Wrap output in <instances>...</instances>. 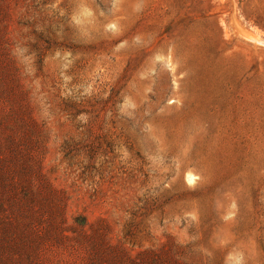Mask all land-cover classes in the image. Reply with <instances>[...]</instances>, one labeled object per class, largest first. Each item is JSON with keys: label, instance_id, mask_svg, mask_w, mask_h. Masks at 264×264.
Instances as JSON below:
<instances>
[{"label": "rangeland", "instance_id": "obj_1", "mask_svg": "<svg viewBox=\"0 0 264 264\" xmlns=\"http://www.w3.org/2000/svg\"><path fill=\"white\" fill-rule=\"evenodd\" d=\"M0 264H264V0H0Z\"/></svg>", "mask_w": 264, "mask_h": 264}]
</instances>
